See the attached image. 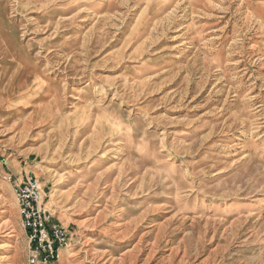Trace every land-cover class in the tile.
<instances>
[{
	"label": "rangeland",
	"instance_id": "1",
	"mask_svg": "<svg viewBox=\"0 0 264 264\" xmlns=\"http://www.w3.org/2000/svg\"><path fill=\"white\" fill-rule=\"evenodd\" d=\"M25 173L49 264H264V0H0V264Z\"/></svg>",
	"mask_w": 264,
	"mask_h": 264
},
{
	"label": "built area",
	"instance_id": "2",
	"mask_svg": "<svg viewBox=\"0 0 264 264\" xmlns=\"http://www.w3.org/2000/svg\"><path fill=\"white\" fill-rule=\"evenodd\" d=\"M11 183L24 230L28 264H49L57 261L62 248L69 243L66 227L53 219L43 205L45 197L41 181L31 173L19 178L6 175Z\"/></svg>",
	"mask_w": 264,
	"mask_h": 264
},
{
	"label": "crops",
	"instance_id": "3",
	"mask_svg": "<svg viewBox=\"0 0 264 264\" xmlns=\"http://www.w3.org/2000/svg\"><path fill=\"white\" fill-rule=\"evenodd\" d=\"M21 229H22V227H21ZM22 232L24 233V230L22 229Z\"/></svg>",
	"mask_w": 264,
	"mask_h": 264
}]
</instances>
